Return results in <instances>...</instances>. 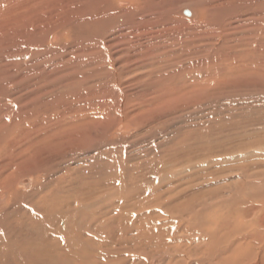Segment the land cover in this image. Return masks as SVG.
I'll use <instances>...</instances> for the list:
<instances>
[{
  "label": "rangeland",
  "instance_id": "obj_1",
  "mask_svg": "<svg viewBox=\"0 0 264 264\" xmlns=\"http://www.w3.org/2000/svg\"><path fill=\"white\" fill-rule=\"evenodd\" d=\"M41 1L0 8V247L105 177L106 204L143 198L172 239L142 263L264 264V0Z\"/></svg>",
  "mask_w": 264,
  "mask_h": 264
},
{
  "label": "bare ground",
  "instance_id": "obj_2",
  "mask_svg": "<svg viewBox=\"0 0 264 264\" xmlns=\"http://www.w3.org/2000/svg\"><path fill=\"white\" fill-rule=\"evenodd\" d=\"M35 1L39 6V3H43L41 0H0V8L9 6L6 8V15L2 21L18 22L19 17L26 18V15L19 14V10L13 11L16 8H22L28 6V4ZM41 1V2H37ZM47 1V0H46ZM44 1V3L46 2ZM109 1V0H108ZM119 1V0H118ZM198 1V0H196ZM244 1V0H243ZM242 1V2H243ZM13 2V4H12ZM56 2V1H55ZM120 2V1H119ZM135 2V1H134ZM151 2V1H150ZM154 2V1H153ZM236 2V1H235ZM34 3V2H33ZM63 3V2H62ZM131 3V2H130ZM152 3V2H151ZM204 3V2H203ZM225 2L222 0H214L211 3L210 9L215 6L218 7ZM237 3V2H236ZM240 3V2H239ZM7 4V5H6ZM10 4H12L10 6ZM76 4V3H75ZM109 3H107L108 5ZM116 4V3H115ZM119 4V3H118ZM150 4V3H149ZM154 4V3H153ZM158 4V3H157ZM197 3H195L196 5ZM231 4V3H230ZM34 5V4H33ZM42 5V4H41ZM58 5V4H57ZM123 5V4H122ZM127 5V4H126ZM132 5V4H131ZM130 5V6H131ZM156 5V4H155ZM200 5V4H199ZM198 5V6H199ZM205 5V4H204ZM228 5V4H227ZM35 6V5H34ZM63 6V5H62ZM71 6V4H70ZM118 6V5H117ZM133 6V5H132ZM157 6V5H156ZM160 6V5H158ZM201 6V5H200ZM241 6V5H239ZM37 7V6H36ZM46 7V6H45ZM59 7V6H58ZM61 7V6H60ZM78 7V6H77ZM135 7V6H133ZM132 7V8H133ZM149 7V6H148ZM155 7V6H154ZM164 7V6H163ZM235 7V6H234ZM233 7V8H234ZM31 8V7H30ZM34 8V7H33ZM52 8V6L50 7ZM119 8V7H118ZM204 8V7H203ZM202 8V9H203ZM35 9V8H34ZM48 9V8H47ZM69 9V8H68ZM109 9V7H108ZM123 9V7H122ZM157 9V8H156ZM166 9V8H165ZM187 9V8H186ZM209 9V10H210ZM11 10V12H10ZM32 10V9H30ZM43 8L38 7L39 14ZM127 10V9H125ZM135 10V9H133ZM170 10V7H169ZM183 10V9H182ZM237 10V9H236ZM5 11V10H4ZM131 11V10H129ZM168 11V10H167ZM206 11V10H205ZM215 11V10H212ZM211 11V12H212ZM62 12V11H61ZM107 12V11H106ZM112 12V11H111ZM136 12V11H135ZM165 12V11H164ZM182 12V11H181ZM4 13V12H2ZM14 13V14H13ZM27 13V12H26ZM60 13V12H59ZM63 13V12H62ZM124 13V12H123ZM131 13V12H130ZM208 13V12H207ZM217 13V12H216ZM13 14L15 19L11 21L4 20L9 15ZM31 14V13H30ZM53 14V13H52ZM88 14V12H87ZM91 14V13H90ZM89 14V15H90ZM125 14V13H124ZM122 14V15H124ZM128 14V13H127ZM0 14V19H1ZM58 15V14H57ZM85 15V14H84ZM119 15V14H118ZM129 15V14H128ZM126 15V16H128ZM130 15H133L132 13ZM35 16V15H34ZM53 16V15H52ZM51 16V17H52ZM56 16V15H55ZM88 16V15H87ZM135 16V15H133ZM131 16V17H133ZM194 16V15H193ZM78 17V16H77ZM76 17V18H77ZM114 17V16H113ZM257 17V16H256ZM81 18V17H80ZM188 18V17H186ZM192 18V17H191ZM40 19L39 16L35 17L32 22L35 24ZM78 19V18H77ZM29 20V19H28ZM58 20V19H57ZM65 20V17H64ZM84 20V19H83ZM88 20V19H87ZM119 20V19H118ZM124 20V19H123ZM68 22V21H67ZM78 22V21H77ZM86 22V21H85ZM118 22V21H117ZM239 22V21H238ZM55 23V22H54ZM64 23V22H63ZM88 23V22H87ZM122 23V22H121ZM45 24V22L43 23ZM67 24V23H66ZM65 24V25H66ZM7 25V24H6ZM9 25V24H8ZM13 25V24H12ZM38 25V24H37ZM48 25V24H46ZM59 25V24H58ZM62 24V29H63ZM69 25V24H68ZM67 25V26H68ZM73 25V24H72ZM16 26V25H15ZM19 26V24H18ZM31 26V25H30ZM153 26V25H152ZM166 26V25H165ZM233 26V25H232ZM11 27V25H10ZM60 27V26H59ZM69 27V26H68ZM252 27V26H251ZM9 28V27H8ZM21 28V27H20ZM71 28V25H70ZM74 28V27H73ZM108 28V27H107ZM137 28V27H136ZM204 28V27H203ZM61 29V28H60ZM69 29V28H68ZM72 29V28H71ZM117 29V28H116ZM22 30V29H21ZM38 30V29H37ZM43 30V28H42ZM50 30V29H49ZM150 30V29H149ZM198 30V29H197ZM24 31V29L22 30ZM21 31V32H22ZM31 31V30H30ZM35 31V30H34ZM118 31V30H117ZM236 31V30H235ZM27 32V31H26ZM36 32V31H35ZM71 30L69 31V33ZM19 33V32H18ZM24 33V32H22ZM32 35L34 32H30ZM39 33V32H38ZM37 33V34H38ZM40 34V33H39ZM44 34V33H41ZM36 35V34H35ZM34 35V37H35ZM118 35V34H117ZM13 36V35H12ZM21 36V34H20ZM24 36V35H23ZM27 36V35H26ZM29 36V34H28ZM27 36V37H28ZM41 36V35H40ZM107 36V35H106ZM26 37V38H27ZM110 37V36H109ZM147 37V36H146ZM229 37V36H228ZM231 37V36H230ZM43 38V37H42ZM161 38V37H160ZM234 38V37H233ZM25 39V38H24ZM44 39V38H43ZM232 39V38H231ZM29 40V39H28ZM27 39L25 40L28 41ZM38 40V39H37ZM122 40V39H121ZM134 40V39H133ZM233 40V39H232ZM235 40V38H234ZM23 41V40H22ZM33 41V40H32ZM31 41V43H32ZM109 41V40H108ZM35 42V41H34ZM159 42V41H158ZM227 42V41H226ZM230 42V41H229ZM29 43V42H28ZM106 43V42H105ZM116 43V42H115ZM135 43V42H134ZM30 44V43H29ZM40 46V43H38ZM221 44V43H220ZM229 45V44H228ZM227 45V46H228ZM257 45V44H256ZM38 46V47H39ZM94 46V45H93ZM107 46V45H106ZM126 46V45H125ZM222 46V44H221ZM220 46V47H221ZM226 46V47H227ZM233 46V45H232ZM238 46V45H237ZM127 47V46H126ZM224 47V46H222ZM221 47V48H222ZM40 48V47H39ZM109 48V47H108ZM107 48V49H108ZM215 48H218L215 47ZM74 49V48H73ZM83 49V48H82ZM219 49V48H218ZM41 50V49H40ZM45 50V49H44ZM81 50V49H80ZM79 50V51H80ZM96 50V49H95ZM37 51V49H36ZM39 51V50H38ZM88 51V50H87ZM86 51V52H87ZM94 51V50H92ZM136 51V50H135ZM214 51V50H213ZM81 52H84L81 50ZM79 52V53H81ZM91 52V50H90ZM125 52V51H124ZM133 52V51H132ZM131 52V53H132ZM78 53V54H79ZM168 53V52H167ZM45 54V53H44ZM125 54V53H124ZM38 55V54H37ZM67 59V58H66ZM130 59V58H129ZM245 60V59H244ZM124 61V60H123ZM90 63V62H89ZM243 63V62H242ZM92 64V63H91ZM93 65V64H92ZM135 73V72H134ZM127 74V73H126ZM145 74V73H144ZM173 75V74H172ZM129 76V74H128ZM122 77V76H121ZM127 78V77H126ZM122 79V78H121ZM122 81V80H121ZM71 95V94H70ZM175 95V94H174ZM58 96V95H57ZM230 96V95H229ZM75 97V95H74ZM99 97V96H98ZM85 98V97H84ZM83 98V99H84ZM90 98V97H89ZM96 98V97H95ZM208 98V97H207ZM87 99V98H86ZM93 99V98H92ZM138 100V99H137ZM88 101V100H87ZM90 101V100H89ZM93 102V101H92ZM95 102V101H94ZM91 104V102H90ZM95 104V103H94ZM99 104V103H98ZM96 105V104H95ZM22 106V105H21ZM80 106V105H79ZM89 106V105H88ZM95 107V106H94ZM71 108V107H70ZM104 108V106H103ZM99 109V108H98ZM101 109V108H100ZM131 110V109H130ZM134 110V109H133ZM74 111V110H73ZM93 111V110H92ZM96 112V111H95ZM132 112V111H131ZM137 112V111H136ZM100 113V112H98ZM128 114V113H127ZM92 115V114H91ZM62 116V115H61ZM127 116V115H126ZM26 127V126H25ZM31 129V128H30ZM45 130V129H44ZM28 132V131H26ZM25 132V133H26ZM28 136V135H27ZM37 137V136H36ZM33 138V137H32ZM37 139V138H36ZM20 142V141H19ZM22 143V142H21ZM20 145V143H18ZM26 145V144H25ZM18 147V146H17ZM180 159V158H179ZM40 164V163H39ZM30 166V165H29ZM32 166V165H31ZM30 166V167H31ZM33 167V166H32ZM32 172L34 170L32 169ZM43 168V167H42ZM37 170V169H36ZM30 171V170H29ZM248 176V175H247ZM264 176V175H263ZM98 177V176H97ZM8 180V179H7ZM7 182V181H6ZM98 185L92 183H85L83 187L76 190L75 194L69 193L64 200L58 195L56 198H50L49 207L44 210L40 209L41 216L34 222L33 228L29 230L15 231L13 233H6L9 244H5L0 247V256H5L7 259H13L24 264H148L147 260H156V257H148L145 263H142L141 257H136L139 253L145 254L148 250L150 254H157L164 250H169L171 246V238H168V234H164L166 239L156 237L157 229L153 223V214H146V211L140 209V203L145 205L147 202L143 198L139 200L134 199V203L129 204L131 209H124L123 204L112 206V202L106 204V178L97 179ZM176 185L178 181L174 182ZM4 185V184H3ZM110 185V184H109ZM180 185V184H179ZM36 186V185H35ZM39 187V186H38ZM168 189L165 192H161L164 197H169L170 192H173L174 186L168 183ZM172 187V188H171ZM5 188V187H3ZM35 188V187H34ZM73 188V187H72ZM6 189L11 192L13 190L12 185L7 186ZM36 189V188H35ZM149 190V189H147ZM154 190V189H153ZM38 191V190H36ZM67 191H69L67 189ZM16 192V191H12ZM63 192V191H62ZM20 193V192H19ZM39 193V192H38ZM78 193V194H77ZM146 193V192H145ZM15 194V193H14ZM17 194V193H16ZM22 194V193H21ZM166 195V196H165ZM22 196V195H21ZM24 196V195H23ZM51 196V195H50ZM25 197V196H24ZM27 197V196H26ZM49 197V196H48ZM47 198V197H46ZM14 198H12L13 200ZM167 199V198H165ZM1 200V199H0ZM73 203H72V202ZM160 201V200H159ZM140 202V203H139ZM153 202V201H152ZM72 203V204H71ZM71 205V206H70ZM142 205V206H143ZM149 205V204H148ZM106 206L108 211L106 212ZM147 206V205H146ZM251 207V206H250ZM145 208V207H144ZM143 208V209H144ZM254 208V207H253ZM37 209V208H35ZM161 210L159 208H154ZM182 209V208H181ZM184 209H190V205L184 206ZM24 210V209H23ZM150 210H152L150 208ZM164 210V209H163ZM166 210V209H165ZM186 210H180L182 218L184 217ZM172 211V210H171ZM173 212V211H172ZM251 212H249L250 214ZM39 214V213H38ZM190 217L194 218L192 221H199L202 219L203 214L200 211H194L187 213ZM186 215V214H185ZM153 216V217H152ZM249 216V215H248ZM253 216V215H251ZM159 219V216H156ZM81 218L89 219V221H81ZM39 219V221H37ZM224 219V218H223ZM158 221V220H157ZM189 222V221H188ZM201 223V222H200ZM251 224V223H249ZM203 226V225H202ZM189 227V226H188ZM241 227V226H240ZM247 227V226H245ZM7 228V227H6ZM23 228V227H22ZM186 228V226H185ZM195 228V227H194ZM242 228V227H241ZM10 229V228H9ZM188 229V228H186ZM14 230V229H13ZM164 230V229H163ZM6 231V229H5ZM175 231V229H174ZM187 231V230H186ZM241 231V230H240ZM248 231V230H247ZM7 232V231H6ZM234 232V231H233ZM232 232V233H233ZM3 233V232H2ZM178 233V232H177ZM179 234V233H178ZM190 233V237H191ZM211 234V233H210ZM215 235V234H214ZM233 234H231L232 236ZM243 235V234H242ZM241 235V237H242ZM173 236V235H172ZM185 236V232H184ZM183 236V237H184ZM194 236V235H193ZM200 236V235H199ZM217 236V235H216ZM228 236V235H227ZM3 237V236H2ZM182 237V236H181ZM187 237V234H186ZM195 237V236H194ZM211 237V235H210ZM230 237V236H229ZM1 238V237H0ZM168 238V239H167ZM188 238V237H187ZM186 238V239H187ZM201 238V237H200ZM199 238V240H201ZM208 238V237H207ZM218 238V237H217ZM256 238V237H254ZM193 239V238H192ZM195 239V238H194ZM193 239V240H194ZM215 239V238H214ZM107 242L119 243L120 248L117 250L107 249ZM191 240V239H190ZM198 240V237H197ZM224 240V239H223ZM182 241V240H181ZM186 241V240H185ZM184 241V242H185ZM202 241V240H201ZM246 241V240H245ZM203 242V241H202ZM209 242V241H208ZM218 242V241H217ZM259 242V241H258ZM261 242V241H260ZM12 243L13 248H12ZM242 243V242H241ZM163 244V245H162ZM183 244V243H182ZM201 245V244H200ZM216 245V244H215ZM108 246V245H107ZM197 246V245H196ZM212 246V245H211ZM214 246V245H213ZM239 246V245H237ZM11 247V248H10ZM175 247V246H174ZM177 247V245H176ZM217 247V246H214ZM185 248V247H184ZM187 248V246H186ZM199 248V247H197ZM226 248V247H225ZM16 249V250H15ZM145 249V250H144ZM179 249V248H178ZM195 249V248H194ZM160 250V251H159ZM172 250V249H171ZM170 250V251H171ZM188 250V249H186ZM248 250V249H247ZM13 251V252H12ZM124 251V252H123ZM192 251V250H191ZM173 252V251H172ZM184 252V251H183ZM187 252V251H186ZM254 252V250H253ZM141 254V256H142ZM163 254V253H162ZM182 254V253H180ZM194 254V253H193ZM256 254V253H255ZM11 257H10V256ZM211 255V254H210ZM244 255V254H243ZM242 255V256H243ZM140 256V255H139ZM156 256V255H155ZM159 256V255H158ZM213 256V255H212ZM132 257V260L129 259ZM181 260V259H180ZM13 262V261H12ZM150 262V261H149ZM181 262V261H180ZM179 262V263H180ZM152 263V262H151ZM150 263V264H151ZM191 263V262H190ZM173 264V263H172ZM175 264V263H174Z\"/></svg>",
  "mask_w": 264,
  "mask_h": 264
}]
</instances>
